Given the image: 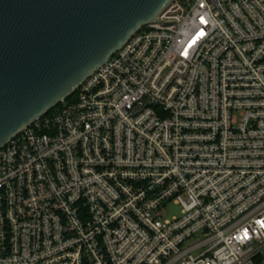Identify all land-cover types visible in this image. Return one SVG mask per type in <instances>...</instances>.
Segmentation results:
<instances>
[{
	"label": "built area",
	"instance_id": "built-area-1",
	"mask_svg": "<svg viewBox=\"0 0 264 264\" xmlns=\"http://www.w3.org/2000/svg\"><path fill=\"white\" fill-rule=\"evenodd\" d=\"M71 96L0 149V264H264V0H173Z\"/></svg>",
	"mask_w": 264,
	"mask_h": 264
},
{
	"label": "water",
	"instance_id": "water-1",
	"mask_svg": "<svg viewBox=\"0 0 264 264\" xmlns=\"http://www.w3.org/2000/svg\"><path fill=\"white\" fill-rule=\"evenodd\" d=\"M173 0H0V149Z\"/></svg>",
	"mask_w": 264,
	"mask_h": 264
},
{
	"label": "rangeland",
	"instance_id": "rangeland-1",
	"mask_svg": "<svg viewBox=\"0 0 264 264\" xmlns=\"http://www.w3.org/2000/svg\"><path fill=\"white\" fill-rule=\"evenodd\" d=\"M180 213V208L178 206L169 207L167 210L166 218H171Z\"/></svg>",
	"mask_w": 264,
	"mask_h": 264
},
{
	"label": "trees",
	"instance_id": "trees-1",
	"mask_svg": "<svg viewBox=\"0 0 264 264\" xmlns=\"http://www.w3.org/2000/svg\"><path fill=\"white\" fill-rule=\"evenodd\" d=\"M71 99H72V96L68 97V98L66 99V101H69V100H71Z\"/></svg>",
	"mask_w": 264,
	"mask_h": 264
}]
</instances>
